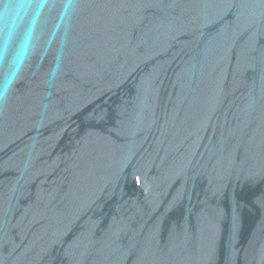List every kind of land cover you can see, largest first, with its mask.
<instances>
[{"label":"water","instance_id":"water-1","mask_svg":"<svg viewBox=\"0 0 264 264\" xmlns=\"http://www.w3.org/2000/svg\"><path fill=\"white\" fill-rule=\"evenodd\" d=\"M0 264H264V0H0Z\"/></svg>","mask_w":264,"mask_h":264}]
</instances>
